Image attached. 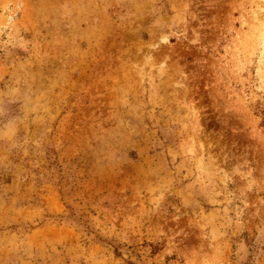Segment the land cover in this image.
Segmentation results:
<instances>
[{
    "label": "rangeland",
    "instance_id": "rangeland-1",
    "mask_svg": "<svg viewBox=\"0 0 264 264\" xmlns=\"http://www.w3.org/2000/svg\"><path fill=\"white\" fill-rule=\"evenodd\" d=\"M0 264H264V0H0Z\"/></svg>",
    "mask_w": 264,
    "mask_h": 264
}]
</instances>
